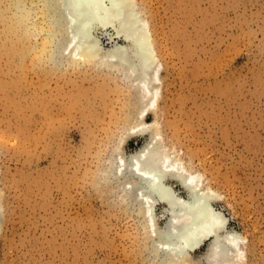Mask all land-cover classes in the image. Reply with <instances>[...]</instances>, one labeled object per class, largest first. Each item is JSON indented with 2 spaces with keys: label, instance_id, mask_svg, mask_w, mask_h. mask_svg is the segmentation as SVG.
Here are the masks:
<instances>
[{
  "label": "rangeland",
  "instance_id": "374dc122",
  "mask_svg": "<svg viewBox=\"0 0 264 264\" xmlns=\"http://www.w3.org/2000/svg\"><path fill=\"white\" fill-rule=\"evenodd\" d=\"M136 2L161 62L157 112L145 119L218 191L214 206L246 238L242 264H264V0ZM106 77L31 71L15 103L0 90V264H166L149 256L137 211L100 179L118 137L126 154L147 138L125 127L135 123L129 80ZM206 248L177 264H208Z\"/></svg>",
  "mask_w": 264,
  "mask_h": 264
},
{
  "label": "bare ground",
  "instance_id": "6f19581e",
  "mask_svg": "<svg viewBox=\"0 0 264 264\" xmlns=\"http://www.w3.org/2000/svg\"><path fill=\"white\" fill-rule=\"evenodd\" d=\"M139 7L136 0H0V59L6 63L0 90L15 103L12 96L26 86L31 71L47 79L95 69L105 71L107 79L129 80L136 95L135 123L125 127L129 134L147 138L126 154L120 149L122 136L118 137L100 179L114 182L119 201L140 215L145 248L152 258L166 264L188 263L192 250L207 245L208 264H242L246 238L229 228L227 215L214 206L221 198L218 191L166 146L158 119H145L157 112L161 62L150 22ZM98 31L108 34L110 46H102Z\"/></svg>",
  "mask_w": 264,
  "mask_h": 264
}]
</instances>
